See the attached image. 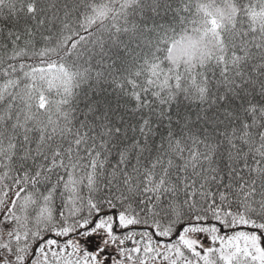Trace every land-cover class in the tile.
<instances>
[{
  "label": "snow or ice",
  "instance_id": "1",
  "mask_svg": "<svg viewBox=\"0 0 264 264\" xmlns=\"http://www.w3.org/2000/svg\"><path fill=\"white\" fill-rule=\"evenodd\" d=\"M0 264H264V0H0Z\"/></svg>",
  "mask_w": 264,
  "mask_h": 264
}]
</instances>
